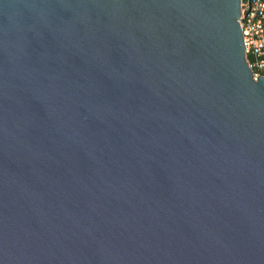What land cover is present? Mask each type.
Masks as SVG:
<instances>
[{
	"label": "water",
	"instance_id": "obj_1",
	"mask_svg": "<svg viewBox=\"0 0 264 264\" xmlns=\"http://www.w3.org/2000/svg\"><path fill=\"white\" fill-rule=\"evenodd\" d=\"M240 0H0V264H264V77Z\"/></svg>",
	"mask_w": 264,
	"mask_h": 264
},
{
	"label": "built area",
	"instance_id": "obj_2",
	"mask_svg": "<svg viewBox=\"0 0 264 264\" xmlns=\"http://www.w3.org/2000/svg\"><path fill=\"white\" fill-rule=\"evenodd\" d=\"M239 25L253 79L264 77V0H240Z\"/></svg>",
	"mask_w": 264,
	"mask_h": 264
}]
</instances>
